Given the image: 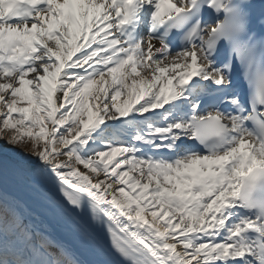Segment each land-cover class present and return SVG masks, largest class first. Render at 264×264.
Instances as JSON below:
<instances>
[{"label": "snow or ice", "instance_id": "6c2138e0", "mask_svg": "<svg viewBox=\"0 0 264 264\" xmlns=\"http://www.w3.org/2000/svg\"><path fill=\"white\" fill-rule=\"evenodd\" d=\"M0 264H264V0H0Z\"/></svg>", "mask_w": 264, "mask_h": 264}]
</instances>
